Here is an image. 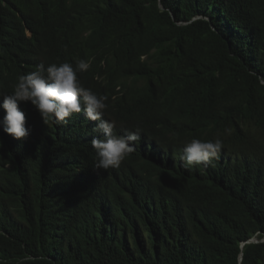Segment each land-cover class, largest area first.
Returning a JSON list of instances; mask_svg holds the SVG:
<instances>
[{"label": "trees", "instance_id": "1", "mask_svg": "<svg viewBox=\"0 0 264 264\" xmlns=\"http://www.w3.org/2000/svg\"><path fill=\"white\" fill-rule=\"evenodd\" d=\"M22 51L90 61L87 88L154 143L81 178L51 125L0 129V264H264V0H0V65ZM210 125L226 159L166 164Z\"/></svg>", "mask_w": 264, "mask_h": 264}, {"label": "clouds", "instance_id": "2", "mask_svg": "<svg viewBox=\"0 0 264 264\" xmlns=\"http://www.w3.org/2000/svg\"><path fill=\"white\" fill-rule=\"evenodd\" d=\"M64 61L50 63L22 51L0 65L1 80L10 84H0V129L7 140L22 144L30 139V128L42 120L64 142L87 153L74 168L83 173L81 178L86 174L109 176L134 152L136 144L151 148L153 137L139 126L125 130L116 109L106 103L107 97L87 88L78 73L87 72L90 61L77 59L75 65ZM173 149L175 157L166 160L172 168L178 163L184 169H198L212 165L215 159H226L216 125L204 128L200 135L190 130ZM91 161L92 168L88 165Z\"/></svg>", "mask_w": 264, "mask_h": 264}, {"label": "water", "instance_id": "3", "mask_svg": "<svg viewBox=\"0 0 264 264\" xmlns=\"http://www.w3.org/2000/svg\"><path fill=\"white\" fill-rule=\"evenodd\" d=\"M94 170H98V169L94 168ZM262 240H264V238ZM250 242H258V239L253 238L250 240ZM241 259H243V257Z\"/></svg>", "mask_w": 264, "mask_h": 264}, {"label": "bare ground", "instance_id": "4", "mask_svg": "<svg viewBox=\"0 0 264 264\" xmlns=\"http://www.w3.org/2000/svg\"><path fill=\"white\" fill-rule=\"evenodd\" d=\"M91 126H95V125H91Z\"/></svg>", "mask_w": 264, "mask_h": 264}]
</instances>
